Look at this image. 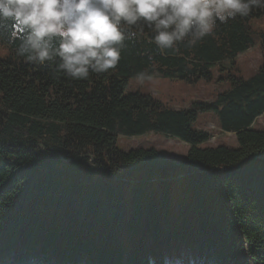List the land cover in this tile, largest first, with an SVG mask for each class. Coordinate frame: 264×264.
Returning a JSON list of instances; mask_svg holds the SVG:
<instances>
[{
	"label": "trees",
	"instance_id": "trees-1",
	"mask_svg": "<svg viewBox=\"0 0 264 264\" xmlns=\"http://www.w3.org/2000/svg\"><path fill=\"white\" fill-rule=\"evenodd\" d=\"M261 16L218 23L175 51L145 29L125 40L115 69L86 80L66 77L58 60L27 62L20 39L0 29V264H177L173 246L185 264H264V130L254 128L264 115V33L249 24ZM259 40L256 73L229 71ZM214 66L228 69L229 89L189 108L124 92L140 73L194 83ZM203 112L236 147L203 146L211 134L193 127ZM153 132L190 145L186 156L116 146L119 135ZM177 174L186 176L164 180Z\"/></svg>",
	"mask_w": 264,
	"mask_h": 264
},
{
	"label": "clouds",
	"instance_id": "clouds-1",
	"mask_svg": "<svg viewBox=\"0 0 264 264\" xmlns=\"http://www.w3.org/2000/svg\"><path fill=\"white\" fill-rule=\"evenodd\" d=\"M254 9H264V0H0V29L20 39L17 55L27 62L58 60L66 77L86 80L115 69L125 40L145 29L162 52L175 51ZM146 78L137 75L139 83Z\"/></svg>",
	"mask_w": 264,
	"mask_h": 264
},
{
	"label": "rangeland",
	"instance_id": "rangeland-1",
	"mask_svg": "<svg viewBox=\"0 0 264 264\" xmlns=\"http://www.w3.org/2000/svg\"><path fill=\"white\" fill-rule=\"evenodd\" d=\"M250 26L264 33V16L252 18L249 21ZM8 55L5 44L0 43V57L4 58ZM262 49L260 40L250 49L242 52L236 57V63L233 69H229L233 74L241 78L247 79L254 75L262 63ZM227 70H221L219 66L212 68L210 80L200 79L194 83L183 80L170 79L157 76H146L143 83L137 81V77L130 78L124 92H140L143 94L153 95L169 108H189L193 102H209L213 100L219 93L229 89L230 84L226 76ZM193 127L201 129L211 134L210 142L203 146L215 147L224 145L227 147H236L237 141L231 133H224L219 130L216 117L212 112L199 113ZM255 129L264 130V115L255 120ZM117 148L127 151L132 148H154L162 152L166 157L182 160L190 147V145L180 142L175 138H170L162 133H146L138 136H118L116 138ZM176 176V175H174ZM183 179V178H182ZM181 179L173 180L179 182ZM177 200L180 193L177 192ZM178 209L172 207L171 216L177 217ZM179 219V218H178ZM173 243V240L171 239ZM178 251V250H177ZM173 246V254L177 256V264H185L184 258L178 257V252Z\"/></svg>",
	"mask_w": 264,
	"mask_h": 264
},
{
	"label": "water",
	"instance_id": "water-1",
	"mask_svg": "<svg viewBox=\"0 0 264 264\" xmlns=\"http://www.w3.org/2000/svg\"><path fill=\"white\" fill-rule=\"evenodd\" d=\"M186 174H177L176 176H170L164 180H178V179H182L185 178ZM162 180V179H160Z\"/></svg>",
	"mask_w": 264,
	"mask_h": 264
}]
</instances>
